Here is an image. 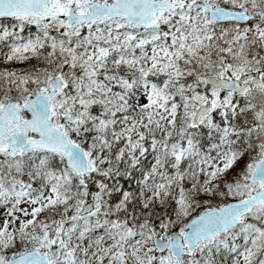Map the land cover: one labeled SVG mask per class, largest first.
I'll return each mask as SVG.
<instances>
[{"label": "snow or ice", "instance_id": "1", "mask_svg": "<svg viewBox=\"0 0 264 264\" xmlns=\"http://www.w3.org/2000/svg\"><path fill=\"white\" fill-rule=\"evenodd\" d=\"M0 264H264V0H0Z\"/></svg>", "mask_w": 264, "mask_h": 264}]
</instances>
